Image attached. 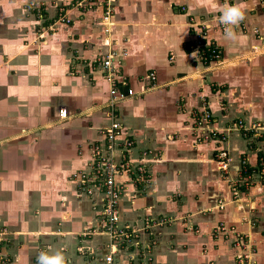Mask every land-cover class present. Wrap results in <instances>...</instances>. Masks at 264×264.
<instances>
[{"label":"crops","instance_id":"crops-1","mask_svg":"<svg viewBox=\"0 0 264 264\" xmlns=\"http://www.w3.org/2000/svg\"><path fill=\"white\" fill-rule=\"evenodd\" d=\"M78 1L0 0L1 258L37 264L41 251L63 249L67 264H106L102 196L82 192L74 175L89 171L92 147L112 122L110 85L95 59L118 52L117 92L127 98L115 116L133 141L130 161L150 177H118L119 226L138 227L140 242L126 250L113 242L112 264H235L233 237L210 236L219 222L248 234L252 260L264 264V0L226 2L247 6L235 29L243 45L215 27L223 0H115L109 29L102 0L86 11ZM191 20L210 21L219 64L192 51ZM235 121L261 129L228 133ZM217 149L228 152L227 171Z\"/></svg>","mask_w":264,"mask_h":264},{"label":"built area","instance_id":"built-area-1","mask_svg":"<svg viewBox=\"0 0 264 264\" xmlns=\"http://www.w3.org/2000/svg\"><path fill=\"white\" fill-rule=\"evenodd\" d=\"M87 0H79L76 2L74 7L83 9L84 11L91 8V4H86ZM105 7V25L106 29L112 26L111 16L113 12L114 0H102ZM224 4L227 0H223ZM61 12L64 9H60ZM184 10V9H182ZM58 21L63 23H69L68 18L62 15L58 18ZM214 21V20H213ZM216 22V28L221 34H224L225 26L220 23V20ZM191 28L193 29V41H192V51L201 59V61L208 64H219L222 60V50L220 46L214 41L213 38L208 36V31L210 26V21L206 20L200 24H195L193 20L190 22ZM242 31H245V27L241 26ZM107 32L109 30H106ZM122 54L116 52L106 55L104 58H96L95 64L104 73L106 82L110 85V100L108 102L110 110L111 125L106 130L102 131L103 143L93 145L92 147V161L90 163V169L88 172H81L78 175H74V178L78 180V187L82 192L88 195H93V191L98 192L102 196V215L99 230L102 233H106L110 240L120 237L122 229L119 226V202L122 196V186L118 182V177L121 175H128L133 183L140 184L147 179L146 168L143 164L134 165L129 159V152L133 147V141L125 137L122 133V127L117 123V119L114 112V105L127 98L123 94H118L117 92V71L121 62ZM149 87H155L156 75L151 72L148 75ZM60 116L66 117V111L61 110ZM202 123L208 124L212 120V116L206 110H203V117L201 118ZM243 122H239L237 125L233 124L232 127H228L226 131L236 132L247 138L250 133H259L261 129L258 123H254L249 128H247ZM237 126V127H236ZM209 133L215 137L218 130H209ZM221 135V141L226 139L223 133ZM199 140H197L198 142ZM215 161L218 163L219 168L222 171H227L229 155L227 150L217 149L214 155ZM260 174L264 175V163L260 162ZM241 175L246 178L244 185H249V180L252 177V172L248 169L245 161L242 162V166L239 169ZM264 185V181H263ZM148 226V223L146 224ZM128 226H125V230H129ZM131 230V229H130ZM129 233V232H128ZM127 233V234H128ZM233 237V246L236 250L235 264H255L252 260L254 245L248 234L241 233L237 231L232 226H226L224 223H220L218 227L213 232L215 238H221L223 236ZM1 242V239H0ZM109 246L110 253L105 256V263H113L114 246ZM0 264H7L0 255Z\"/></svg>","mask_w":264,"mask_h":264},{"label":"clouds","instance_id":"clouds-1","mask_svg":"<svg viewBox=\"0 0 264 264\" xmlns=\"http://www.w3.org/2000/svg\"><path fill=\"white\" fill-rule=\"evenodd\" d=\"M246 7L244 3H225L220 6L221 15L219 20L225 26L224 39L232 44L243 45L246 42V37L235 30L245 19ZM37 264H67L64 250L48 249L41 251L37 256Z\"/></svg>","mask_w":264,"mask_h":264},{"label":"rangeland","instance_id":"rangeland-1","mask_svg":"<svg viewBox=\"0 0 264 264\" xmlns=\"http://www.w3.org/2000/svg\"><path fill=\"white\" fill-rule=\"evenodd\" d=\"M94 1V0H87V2H86V4L88 3V4H91V5H93L92 4V2ZM114 2H115V0H114ZM114 2H112V3H114ZM183 11V10H182ZM45 18V17H44ZM239 122H241V121H235V122H233V124H238ZM233 124H229L228 126H230V127H232L233 126ZM242 124H244V123H242ZM253 125H256V124H252V126ZM237 127V126H236ZM237 130H235V132H236ZM217 139L219 140V141H221V135L219 134V133H217ZM241 137H243V135L241 136ZM259 138V137H258ZM257 138V139H258ZM261 138H259V140H260ZM146 174H147V178H149L150 177V173H149V171H148V169H146ZM118 179V178H117ZM119 182V181H118ZM100 222H101V218H100ZM100 222H99V224H98V230H99V226H100ZM220 225V222L211 230V233H210V236L214 239V240H221V238L219 237H217V238H215L214 236H213V232H214V230L216 229V227H218ZM127 226V225H126ZM120 229H122V232L120 233V237L119 238H116V239H112V241L110 240V243L111 244H114L113 242H116L118 245V248L119 249H129L130 247H135V246H139L138 245V243L140 242L139 240H140V238H139V234H140V232L138 231V227L137 228H133V227H131V226H128L130 229L129 230H125V225L124 226H118ZM100 231V230H99ZM196 231V230H195ZM129 232V233H128ZM128 233V234H127ZM196 233H200V231L199 230H197L196 231ZM230 239H232V236L231 235H229L228 237L227 236H223L222 237V240H225V241H228V240H230ZM109 246H110V244H109ZM233 248H234V246H233ZM235 249V248H234Z\"/></svg>","mask_w":264,"mask_h":264}]
</instances>
